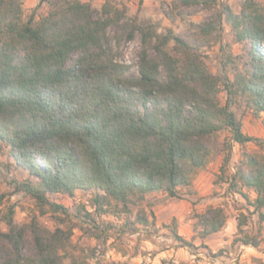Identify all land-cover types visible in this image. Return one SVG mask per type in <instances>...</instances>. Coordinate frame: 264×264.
Segmentation results:
<instances>
[{"label": "trees", "instance_id": "16d2710c", "mask_svg": "<svg viewBox=\"0 0 264 264\" xmlns=\"http://www.w3.org/2000/svg\"><path fill=\"white\" fill-rule=\"evenodd\" d=\"M216 1L172 3L208 9ZM239 1V14L228 6L222 13L233 41L249 46L248 68L225 82L227 98L221 104V79L198 52L215 39L221 14L204 23L191 43L106 6L95 16L78 0L52 2L46 17L35 23L32 15L22 23L21 1L0 0V144L29 177L16 190L65 214L49 196L96 191L103 194L96 197L98 204L112 199L123 207L148 193L173 198L188 185L183 165L202 168L218 132L228 131L241 147L255 141L242 132L231 107L233 96L241 94L255 117L264 114V7L256 0ZM136 33L141 36L138 75L129 76L119 48ZM228 185L246 202L245 211L263 223L264 152L242 150ZM5 197L0 194V205ZM84 209L75 217L93 222ZM13 213L9 208L2 218L7 231L0 230V264H64L72 230H50L35 218L19 227ZM247 221L242 213L237 226ZM225 222L221 207L197 215L200 238L218 233ZM173 237L182 247L192 245L176 232ZM237 241L254 248L261 243L257 235Z\"/></svg>", "mask_w": 264, "mask_h": 264}, {"label": "rangeland", "instance_id": "374dc122", "mask_svg": "<svg viewBox=\"0 0 264 264\" xmlns=\"http://www.w3.org/2000/svg\"><path fill=\"white\" fill-rule=\"evenodd\" d=\"M21 22L26 23L33 15L36 23L52 10V2L65 4L76 0H20ZM88 3L95 16L102 15V8L119 10L125 19L138 25H151L159 34L171 30L173 34L195 43V34L206 22L221 14L220 28L209 44L198 52L209 70L221 79L219 101L225 103L226 81L243 74L248 68L249 46L235 43L224 8L239 14V0H217L210 7L191 5L174 7L172 0H78ZM264 7V0H256ZM171 42L167 50L171 51ZM141 36L122 43L120 60L128 67L129 76L138 75ZM73 56V60L75 59ZM233 114L241 124L244 134L255 139L243 147L233 143L228 131H220L214 138V150L202 168L194 169L184 164L188 185L177 189V197L162 192L133 197L127 207L115 200L95 202L102 193L76 191L72 197L51 195L49 202L66 208L68 214L56 211L50 205H40L16 184L28 180L26 172L18 169L9 156V148L0 144V194L6 197L0 205V230L7 231L2 221L9 208H13V222L22 227L33 218L50 230L71 229L70 245L64 264H264V222L258 223L256 215L245 211L246 202L229 190L228 180L234 174L242 158V150L264 152V114L255 117L249 108L248 98L233 96ZM226 162V165H224ZM250 198L254 193L246 189ZM85 207L93 222L75 217V212ZM210 207H221L226 215L224 227L216 234L200 238L196 226L197 215ZM252 210V209H250ZM247 214L246 225L237 226L240 214ZM83 214V213H82ZM181 236L191 247H182L173 237ZM257 235L258 247L243 245L237 240Z\"/></svg>", "mask_w": 264, "mask_h": 264}]
</instances>
